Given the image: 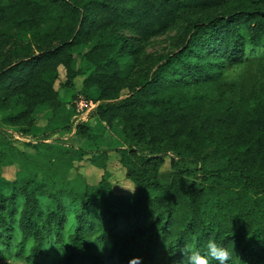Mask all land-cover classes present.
<instances>
[{
  "label": "trees",
  "instance_id": "1",
  "mask_svg": "<svg viewBox=\"0 0 264 264\" xmlns=\"http://www.w3.org/2000/svg\"><path fill=\"white\" fill-rule=\"evenodd\" d=\"M178 26L175 51L146 62L149 42ZM61 89L100 101L97 124L75 127L87 147L121 125L135 188L116 193L106 172L66 204L45 178L0 182V264L50 249L61 264H183L209 240L232 264H264V0H0V111L22 106L8 130L32 136L39 109L53 120L68 107ZM108 154L93 161L106 168Z\"/></svg>",
  "mask_w": 264,
  "mask_h": 264
},
{
  "label": "rangeland",
  "instance_id": "2",
  "mask_svg": "<svg viewBox=\"0 0 264 264\" xmlns=\"http://www.w3.org/2000/svg\"><path fill=\"white\" fill-rule=\"evenodd\" d=\"M181 33L182 27L178 26L165 35L152 39L143 59L146 62L155 61L158 55L175 51ZM86 50L85 47L82 50L81 48L74 50L77 65L81 67L83 66V53ZM39 53L40 51L36 50V54ZM130 69L131 65L127 63L124 66V74L128 75ZM61 73L64 75L62 68ZM72 94L74 93L70 95ZM60 96L66 100L69 94L61 89ZM82 97L79 95L77 99L65 102L64 104L71 107L62 108L53 120L49 116H43L45 114L41 112L40 117L38 116L39 127L35 128L32 136L28 137L18 135L17 129H14L15 133L13 130L10 132L8 130L10 128L5 123L6 117L16 113L22 107L19 106L18 98L13 100L10 110L0 111V182L11 189L14 185L22 186L29 179L45 178L59 190V195L65 203L71 204L72 201L81 200L87 186L96 187L108 172L107 179L116 193H132L135 186L126 178L120 156L116 152L124 147L121 125L117 124L113 128H108L106 125L102 127L103 136L99 148L97 146L87 147L85 141L75 134L77 123L88 120L93 126L97 124L96 119L92 117L97 105L92 106L91 102L84 100L87 106L82 107L80 102ZM70 114L74 117L77 115L76 118L72 116L74 128L60 130L59 128L64 125ZM56 129L59 130L53 135L48 133ZM46 138L48 139L45 142ZM82 149L88 152L83 153ZM107 150H109V158L104 161L106 168H103L93 161V155L96 152ZM186 165L195 166L189 162ZM163 169H169V161ZM49 206L53 207L54 203L50 202ZM46 252L45 256L32 263L27 262L26 259H17L14 254L6 257L4 261H13L17 264H61L62 253H56L53 249ZM155 264H165V261L160 259Z\"/></svg>",
  "mask_w": 264,
  "mask_h": 264
},
{
  "label": "clouds",
  "instance_id": "3",
  "mask_svg": "<svg viewBox=\"0 0 264 264\" xmlns=\"http://www.w3.org/2000/svg\"><path fill=\"white\" fill-rule=\"evenodd\" d=\"M185 261L183 264H232V252L218 244L215 240H209L203 253L185 248Z\"/></svg>",
  "mask_w": 264,
  "mask_h": 264
},
{
  "label": "crops",
  "instance_id": "4",
  "mask_svg": "<svg viewBox=\"0 0 264 264\" xmlns=\"http://www.w3.org/2000/svg\"><path fill=\"white\" fill-rule=\"evenodd\" d=\"M64 91H65V89H64ZM65 93L67 94V92L65 91ZM67 98H68V96H66V102H67ZM61 99L63 100V98L61 97ZM91 103H93V104H95V105H99L100 104V101H94L93 99H91V101H90ZM96 106V107H97ZM96 109L97 108H95V110H94V112L96 111ZM39 111V113H37V118H38V116L40 117V113L42 112V113H44L45 115H43V116H49L50 118H52V113H51V110H47V109H39L38 110ZM76 116V115H75ZM90 117V116H89ZM93 118H95V116H94V114H93V116H92ZM96 119V118H95ZM97 121V120H96ZM86 122H89L91 125H92V123L90 122V121H86ZM93 126V125H92Z\"/></svg>",
  "mask_w": 264,
  "mask_h": 264
},
{
  "label": "built area",
  "instance_id": "5",
  "mask_svg": "<svg viewBox=\"0 0 264 264\" xmlns=\"http://www.w3.org/2000/svg\"><path fill=\"white\" fill-rule=\"evenodd\" d=\"M80 102H81V104H82V105H81L82 107H84L85 105L87 106V103H86L84 100H82V101H80ZM91 104H92V106H93V103H91Z\"/></svg>",
  "mask_w": 264,
  "mask_h": 264
}]
</instances>
